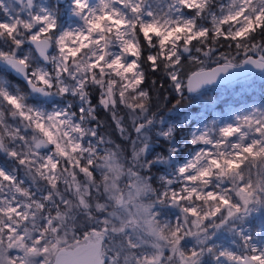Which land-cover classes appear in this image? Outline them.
Segmentation results:
<instances>
[{
	"label": "snow or ice",
	"instance_id": "obj_1",
	"mask_svg": "<svg viewBox=\"0 0 264 264\" xmlns=\"http://www.w3.org/2000/svg\"><path fill=\"white\" fill-rule=\"evenodd\" d=\"M69 6L77 27L36 0H0V72L28 89L0 75V264H264L249 226L264 214V106L226 120L204 101L237 73L264 77V0ZM149 72L166 77L174 107H209L186 142L152 111ZM98 109L127 152L101 133ZM157 122L169 146L149 159Z\"/></svg>",
	"mask_w": 264,
	"mask_h": 264
},
{
	"label": "rangeland",
	"instance_id": "obj_2",
	"mask_svg": "<svg viewBox=\"0 0 264 264\" xmlns=\"http://www.w3.org/2000/svg\"><path fill=\"white\" fill-rule=\"evenodd\" d=\"M38 4H44L46 6L54 7L58 9L59 23L67 27H77L81 21L71 14L69 0L64 4H59L57 0H36ZM99 0H91V3L96 4ZM155 4L157 0H152ZM226 2V0H225ZM3 13L0 12V20H3ZM213 65L212 67H214ZM196 66L190 62L186 66V71H195ZM13 86L19 87L22 90L28 91L27 88L20 86L18 81H14L10 78L11 73L0 72ZM12 76V75H11ZM13 77V76H12ZM210 97H214L217 100L215 105V113L223 119L230 120L235 117L236 114L241 113L245 108L252 109L255 107L264 106V77L259 74L255 75L251 79H246L242 82H234L232 84L212 87L206 93L204 101H208ZM157 120L163 119L165 127L168 125H176L175 128V141L178 143L186 142L189 132L195 127L201 126L205 120H211L212 113L206 103L197 101L195 103L190 101H185L179 106L174 107V110L163 115L156 116ZM125 122H127V117H125ZM180 124H184V127H180ZM160 128L159 122L155 125L151 132V149L149 159L152 155L160 154L157 152L156 147L152 144L153 141L161 138L156 131ZM130 130V129H129ZM126 143V152L128 150L127 137L123 139ZM191 145H188V149ZM130 155V153H129ZM190 152L186 149L180 154V158H188ZM7 159L0 154V165H8ZM155 171V169H154ZM249 226L253 231V235L256 242L259 244H264V233L260 231L264 228V214L257 213L249 221ZM233 237L230 233H225L222 235L221 240L218 243H224L226 246L231 244Z\"/></svg>",
	"mask_w": 264,
	"mask_h": 264
},
{
	"label": "trees",
	"instance_id": "obj_3",
	"mask_svg": "<svg viewBox=\"0 0 264 264\" xmlns=\"http://www.w3.org/2000/svg\"><path fill=\"white\" fill-rule=\"evenodd\" d=\"M221 51H227V48L226 47L222 48ZM148 76H149V80L153 78L157 80V84L153 86L152 111L155 113L156 116L167 114L173 111L178 98L175 92L172 90L171 86L169 85L166 77L161 72L158 73L149 72ZM10 78L14 81H17L11 75ZM19 84L21 87L26 88L22 83L19 82ZM160 84H163L164 86L159 87ZM93 103H96L95 96H93ZM96 114L99 117L100 124L102 125V128L100 129L101 133L110 136L112 140L123 145L125 149L126 143L123 140H121L119 135H117L116 127L112 123V118L108 115V113L102 109H98ZM152 144H154L158 153H164L165 155L167 154V148L169 145L168 142L165 141L163 138H159L157 139V141L156 140L153 141Z\"/></svg>",
	"mask_w": 264,
	"mask_h": 264
},
{
	"label": "water",
	"instance_id": "obj_4",
	"mask_svg": "<svg viewBox=\"0 0 264 264\" xmlns=\"http://www.w3.org/2000/svg\"><path fill=\"white\" fill-rule=\"evenodd\" d=\"M59 4H64L67 2V0H57ZM215 67V66H214ZM259 74V70L257 69H252L251 70V73H246V74H240V73H237V76L235 78H230L229 81H226L225 83L221 84V85H218V86H210V88L212 87H221V86H226V85H229V84H232L234 82H242V81H245L246 79H251L253 78L255 75ZM11 75L17 80L19 81L20 83H22L26 88V84L25 82L23 81V79L21 77H19L18 75H16L15 73H11Z\"/></svg>",
	"mask_w": 264,
	"mask_h": 264
}]
</instances>
